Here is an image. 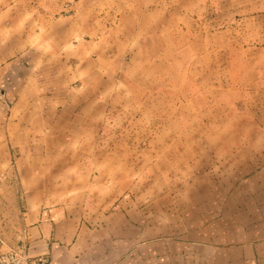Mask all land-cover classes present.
I'll return each instance as SVG.
<instances>
[{
    "label": "crops",
    "instance_id": "obj_1",
    "mask_svg": "<svg viewBox=\"0 0 264 264\" xmlns=\"http://www.w3.org/2000/svg\"><path fill=\"white\" fill-rule=\"evenodd\" d=\"M0 76L30 256L264 264V0H0Z\"/></svg>",
    "mask_w": 264,
    "mask_h": 264
},
{
    "label": "rangeland",
    "instance_id": "obj_2",
    "mask_svg": "<svg viewBox=\"0 0 264 264\" xmlns=\"http://www.w3.org/2000/svg\"><path fill=\"white\" fill-rule=\"evenodd\" d=\"M0 80H1V76H0ZM6 81L7 83L4 85V87L3 86L0 87V101L3 104V107L2 108L0 107L1 108L0 131H3V129H5L7 133L9 132L10 136H7L6 142L8 141V147L11 152H9L7 148V154L9 153L10 156H13V151H14L13 150L14 144L12 140L13 126H11L13 120L10 119V116L12 117L13 115V112H10L12 105V102L10 103V101H13V96H14V91L12 90V82H11L12 76H9V78L6 79ZM1 82L3 81H0V83ZM40 82L41 84H43V86L45 85L46 80L44 76L43 78H41ZM3 116L5 117V121L4 119H2ZM10 168L11 170L2 172L0 167V221H2L3 219L2 216H4V224H6L7 221L11 222L10 215L13 212H24L26 210L27 206L25 200L27 199V197H29L31 192L30 182H17V180H19V177L17 171H15V169L13 170L14 168L13 163H11ZM15 180L16 182H14ZM0 232L5 242L12 247H18L15 244V238H17L21 242V239H19V237L20 238L26 237V232L24 233L21 231V233L19 232L18 235H10L8 234L9 230L6 228L2 229V227H0ZM18 248L22 249L24 252H26L29 255L27 251L21 248V244L19 245Z\"/></svg>",
    "mask_w": 264,
    "mask_h": 264
},
{
    "label": "built area",
    "instance_id": "obj_3",
    "mask_svg": "<svg viewBox=\"0 0 264 264\" xmlns=\"http://www.w3.org/2000/svg\"><path fill=\"white\" fill-rule=\"evenodd\" d=\"M0 264H46V260L30 257L22 249L8 245L0 232Z\"/></svg>",
    "mask_w": 264,
    "mask_h": 264
}]
</instances>
